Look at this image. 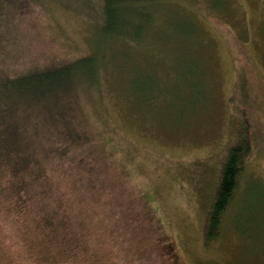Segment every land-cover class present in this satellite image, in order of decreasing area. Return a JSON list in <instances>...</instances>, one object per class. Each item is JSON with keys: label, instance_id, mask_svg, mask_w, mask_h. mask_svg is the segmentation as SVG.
I'll return each instance as SVG.
<instances>
[{"label": "rangeland", "instance_id": "1", "mask_svg": "<svg viewBox=\"0 0 264 264\" xmlns=\"http://www.w3.org/2000/svg\"><path fill=\"white\" fill-rule=\"evenodd\" d=\"M98 2H11L0 19V71L92 53L101 71L90 130L126 171L131 207L144 212L149 201L181 264H264V0H198L200 11L161 1L134 50L99 35ZM232 97L251 149L221 233L206 246V190L231 141ZM5 244L0 264H28L11 260Z\"/></svg>", "mask_w": 264, "mask_h": 264}, {"label": "trees", "instance_id": "2", "mask_svg": "<svg viewBox=\"0 0 264 264\" xmlns=\"http://www.w3.org/2000/svg\"><path fill=\"white\" fill-rule=\"evenodd\" d=\"M98 1L99 35L134 50L165 0ZM184 1L200 11L198 0ZM11 2L0 0V19ZM100 68L90 53L15 74L0 71V257L6 242L11 260L28 264H181L149 201L144 212L128 203L126 171L91 131L87 109H96ZM231 102V141L206 190V246L221 233L251 149L249 125L237 100Z\"/></svg>", "mask_w": 264, "mask_h": 264}]
</instances>
